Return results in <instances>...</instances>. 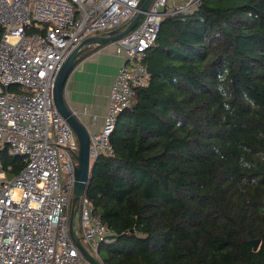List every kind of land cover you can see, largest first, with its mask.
I'll use <instances>...</instances> for the list:
<instances>
[{
    "label": "trees",
    "instance_id": "16d2710c",
    "mask_svg": "<svg viewBox=\"0 0 264 264\" xmlns=\"http://www.w3.org/2000/svg\"><path fill=\"white\" fill-rule=\"evenodd\" d=\"M144 63L87 188L103 262L264 264V0L168 14Z\"/></svg>",
    "mask_w": 264,
    "mask_h": 264
},
{
    "label": "built area",
    "instance_id": "2783aa9c",
    "mask_svg": "<svg viewBox=\"0 0 264 264\" xmlns=\"http://www.w3.org/2000/svg\"><path fill=\"white\" fill-rule=\"evenodd\" d=\"M201 0H153L128 34L113 42L125 62L111 85L104 125L90 135L91 165L112 155L111 135L135 90L151 73L144 63L168 14ZM144 0H0V264H91L69 229L78 137L56 107L53 88L68 54L85 38L124 28ZM6 153L19 158L13 175ZM87 249L102 264L111 229L87 191L78 220Z\"/></svg>",
    "mask_w": 264,
    "mask_h": 264
},
{
    "label": "water",
    "instance_id": "95a60500",
    "mask_svg": "<svg viewBox=\"0 0 264 264\" xmlns=\"http://www.w3.org/2000/svg\"><path fill=\"white\" fill-rule=\"evenodd\" d=\"M152 1L153 0H144L138 13L124 28H117L107 32L104 35H93L82 40L64 60L61 68L58 71L53 88V96L56 107L71 125L79 141V151L77 154L76 164V180L71 201L69 229L75 245L91 264L102 263L100 259L96 255H93L83 244L80 236L78 220L80 218L81 211V197L85 194L90 184L92 178L91 174L95 163L91 165L90 133L76 113L68 105L65 99V84L69 74L82 59L88 48L91 46H103L108 43H113L128 34L143 18L144 13L149 9ZM252 243L254 250H257L260 244V239L252 240Z\"/></svg>",
    "mask_w": 264,
    "mask_h": 264
},
{
    "label": "crops",
    "instance_id": "0c3cea01",
    "mask_svg": "<svg viewBox=\"0 0 264 264\" xmlns=\"http://www.w3.org/2000/svg\"><path fill=\"white\" fill-rule=\"evenodd\" d=\"M73 68L65 84V99L90 135L104 125L112 82L125 62L113 43L91 46Z\"/></svg>",
    "mask_w": 264,
    "mask_h": 264
}]
</instances>
